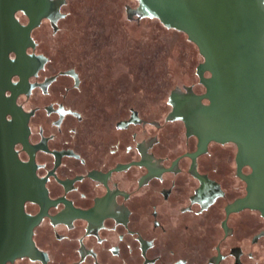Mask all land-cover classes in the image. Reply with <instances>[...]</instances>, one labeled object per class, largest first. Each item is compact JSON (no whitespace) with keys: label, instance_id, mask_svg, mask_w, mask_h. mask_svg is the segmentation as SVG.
I'll return each mask as SVG.
<instances>
[{"label":"water","instance_id":"water-1","mask_svg":"<svg viewBox=\"0 0 264 264\" xmlns=\"http://www.w3.org/2000/svg\"><path fill=\"white\" fill-rule=\"evenodd\" d=\"M0 264H264V0H0Z\"/></svg>","mask_w":264,"mask_h":264}]
</instances>
